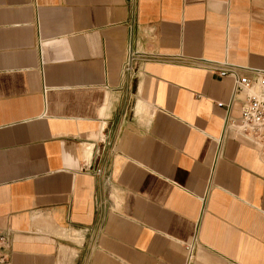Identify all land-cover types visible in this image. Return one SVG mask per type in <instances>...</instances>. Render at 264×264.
<instances>
[{
  "label": "crops",
  "instance_id": "crops-1",
  "mask_svg": "<svg viewBox=\"0 0 264 264\" xmlns=\"http://www.w3.org/2000/svg\"><path fill=\"white\" fill-rule=\"evenodd\" d=\"M210 62L264 69V0H0L12 264H264V129Z\"/></svg>",
  "mask_w": 264,
  "mask_h": 264
},
{
  "label": "built area",
  "instance_id": "built-area-1",
  "mask_svg": "<svg viewBox=\"0 0 264 264\" xmlns=\"http://www.w3.org/2000/svg\"><path fill=\"white\" fill-rule=\"evenodd\" d=\"M139 54L138 51L129 49L125 69L136 72L141 59L151 58ZM208 68L220 76L232 75L236 79L231 102H219V105L229 108L236 96L245 94L241 104L240 119L227 117V126L234 127L240 134L261 137L264 129V69L242 67L226 62H210ZM241 70H244L243 74H240ZM100 172L101 169L97 168V173ZM11 255V232L0 228V264H12Z\"/></svg>",
  "mask_w": 264,
  "mask_h": 264
}]
</instances>
